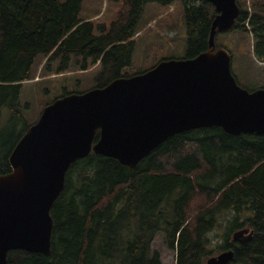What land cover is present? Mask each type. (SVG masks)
Listing matches in <instances>:
<instances>
[{"label":"trees","instance_id":"trees-1","mask_svg":"<svg viewBox=\"0 0 264 264\" xmlns=\"http://www.w3.org/2000/svg\"><path fill=\"white\" fill-rule=\"evenodd\" d=\"M174 1L123 0L106 25L80 18L81 0H0V174L10 171V152L36 122H27L19 98L37 55L48 69L58 60V73L72 55L80 70L98 64L93 87H104L133 75L146 4ZM180 1L190 58L208 48L216 10L205 0ZM236 3L233 28L250 33L253 54L264 62V0ZM50 215V253L10 250L6 264H164L151 248L158 233L175 251L174 264H204L227 249L229 264H264V133L232 135L219 126L180 132L133 168L90 152L67 169ZM239 229L251 237L233 240Z\"/></svg>","mask_w":264,"mask_h":264},{"label":"water","instance_id":"water-1","mask_svg":"<svg viewBox=\"0 0 264 264\" xmlns=\"http://www.w3.org/2000/svg\"><path fill=\"white\" fill-rule=\"evenodd\" d=\"M205 1L216 10L205 51L162 59L104 87L57 97L19 138L8 156L10 171L0 174V264L10 250L50 253V208L69 166L90 152L133 168L180 132L219 126L232 135L264 133V87H241L229 52L215 47L216 32L235 25L236 0ZM251 235L239 229L232 238L245 241ZM232 258L227 249L204 264H229Z\"/></svg>","mask_w":264,"mask_h":264},{"label":"rangeland","instance_id":"rangeland-1","mask_svg":"<svg viewBox=\"0 0 264 264\" xmlns=\"http://www.w3.org/2000/svg\"><path fill=\"white\" fill-rule=\"evenodd\" d=\"M122 2L81 0L79 17L109 25L116 18ZM134 39L132 64L128 70L131 74L148 70L162 59L185 58L182 2L177 0L171 5L146 4ZM215 46L229 52L231 72L241 87L249 91L264 87V62H260L253 54L250 33L237 28L220 31L216 34ZM76 59L80 57L72 55L69 67L58 73V60L50 62L48 69L43 55L35 57L31 69L33 78L23 83L19 98L28 123L36 121L42 109L65 92L82 93L93 88L99 65L80 70L75 64ZM151 248L159 251L164 264H174L175 251L166 247L161 233L155 236Z\"/></svg>","mask_w":264,"mask_h":264}]
</instances>
